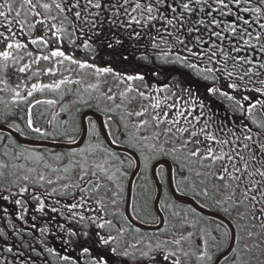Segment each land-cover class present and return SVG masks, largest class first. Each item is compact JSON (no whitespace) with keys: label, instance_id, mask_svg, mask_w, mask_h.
I'll return each instance as SVG.
<instances>
[{"label":"snow or ice","instance_id":"6c2138e0","mask_svg":"<svg viewBox=\"0 0 264 264\" xmlns=\"http://www.w3.org/2000/svg\"><path fill=\"white\" fill-rule=\"evenodd\" d=\"M0 264H264V0H0Z\"/></svg>","mask_w":264,"mask_h":264}]
</instances>
